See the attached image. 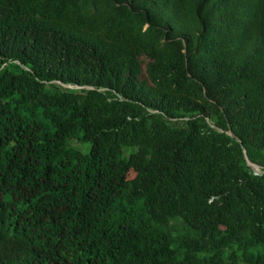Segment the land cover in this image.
I'll return each instance as SVG.
<instances>
[{"label": "trees", "instance_id": "obj_1", "mask_svg": "<svg viewBox=\"0 0 264 264\" xmlns=\"http://www.w3.org/2000/svg\"><path fill=\"white\" fill-rule=\"evenodd\" d=\"M0 264H264V0H0Z\"/></svg>", "mask_w": 264, "mask_h": 264}, {"label": "water", "instance_id": "obj_2", "mask_svg": "<svg viewBox=\"0 0 264 264\" xmlns=\"http://www.w3.org/2000/svg\"><path fill=\"white\" fill-rule=\"evenodd\" d=\"M230 135L234 136L231 132H230ZM245 155V160H246V163L252 168V170L255 172V174H260L261 173V168L255 164H252L248 161L247 157H246V154L244 153Z\"/></svg>", "mask_w": 264, "mask_h": 264}, {"label": "rangeland", "instance_id": "obj_3", "mask_svg": "<svg viewBox=\"0 0 264 264\" xmlns=\"http://www.w3.org/2000/svg\"><path fill=\"white\" fill-rule=\"evenodd\" d=\"M141 60H142V70H143V73H144L145 72V65H146L147 59L143 56V57H141Z\"/></svg>", "mask_w": 264, "mask_h": 264}]
</instances>
